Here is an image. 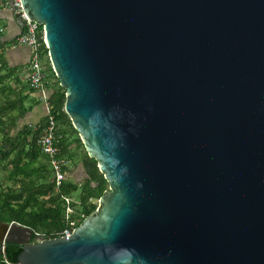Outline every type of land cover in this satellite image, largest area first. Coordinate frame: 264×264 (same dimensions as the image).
Returning <instances> with one entry per match:
<instances>
[{
    "label": "water",
    "instance_id": "95a60500",
    "mask_svg": "<svg viewBox=\"0 0 264 264\" xmlns=\"http://www.w3.org/2000/svg\"><path fill=\"white\" fill-rule=\"evenodd\" d=\"M20 1L108 190L54 239L0 222V255L264 264V0Z\"/></svg>",
    "mask_w": 264,
    "mask_h": 264
},
{
    "label": "trees",
    "instance_id": "16d2710c",
    "mask_svg": "<svg viewBox=\"0 0 264 264\" xmlns=\"http://www.w3.org/2000/svg\"><path fill=\"white\" fill-rule=\"evenodd\" d=\"M39 30H42L41 26ZM24 31L22 27L18 38ZM9 44L12 43L3 41L0 30V171L3 172L0 177V222L31 229V242L34 243L39 237L54 239L62 235L67 228L65 205L55 194L49 157L37 144L47 125V116L38 125L23 124L27 113L36 104L28 105L29 97L36 92L29 87L28 78L23 82L18 68L8 66L3 48ZM14 44L18 45L17 40ZM29 67L30 64L28 75ZM43 75L49 114L55 120L58 156L64 157L68 164L83 161L89 169L88 180L81 188L68 181L65 174L60 189V195L72 199L74 214L71 218L77 227L98 208V200L108 190V184L96 162L88 157L64 112L65 91L49 61L44 64ZM75 192H79L76 199L73 198ZM21 252L22 248L17 244L6 245L0 255V264H18Z\"/></svg>",
    "mask_w": 264,
    "mask_h": 264
},
{
    "label": "built area",
    "instance_id": "2783aa9c",
    "mask_svg": "<svg viewBox=\"0 0 264 264\" xmlns=\"http://www.w3.org/2000/svg\"><path fill=\"white\" fill-rule=\"evenodd\" d=\"M8 7L13 10L15 15H19L23 22L24 32L17 39L18 45L27 46L31 51L28 83L29 87L33 89L44 102L47 111V125L37 144L41 151L49 157L50 168L55 188V194L60 196V200L65 205V220L67 228L63 230L62 235L70 234L76 228V221H73L71 216L74 214L72 207V199L67 196L60 195V189L65 180L66 169L69 166L68 161L64 157H59V148L56 145L55 136V120L49 114V107L47 103L48 93L43 83V67L48 63L49 56L45 42L43 26L39 30V25L30 21L24 11L20 0H3L0 1V8ZM40 34V35H39ZM44 240L38 238V241Z\"/></svg>",
    "mask_w": 264,
    "mask_h": 264
},
{
    "label": "crops",
    "instance_id": "0c3cea01",
    "mask_svg": "<svg viewBox=\"0 0 264 264\" xmlns=\"http://www.w3.org/2000/svg\"><path fill=\"white\" fill-rule=\"evenodd\" d=\"M21 29L22 26L16 15L13 13V10L8 7H2L0 9V30L3 32V41L6 43H12L3 48L4 57L10 68H18L20 76L24 82L28 78V66L30 64L31 51L27 46L14 44L18 36L21 34ZM32 102H36V104L34 105V108L27 113L23 120V124L35 126L40 124L46 118L47 111L44 102L40 99L37 93L30 95L28 101L29 104H27L31 105ZM88 171L87 164H84L83 161L77 160L73 163L71 162L67 167L66 178L68 181L81 188L88 180ZM2 173L3 172L0 171V177Z\"/></svg>",
    "mask_w": 264,
    "mask_h": 264
},
{
    "label": "rangeland",
    "instance_id": "374dc122",
    "mask_svg": "<svg viewBox=\"0 0 264 264\" xmlns=\"http://www.w3.org/2000/svg\"><path fill=\"white\" fill-rule=\"evenodd\" d=\"M81 152H82V151H81ZM81 152H80V153H81ZM78 194H79L78 192H75V193L73 194V198L76 199V198L78 197ZM4 249H5V248H2L3 252H4Z\"/></svg>",
    "mask_w": 264,
    "mask_h": 264
}]
</instances>
